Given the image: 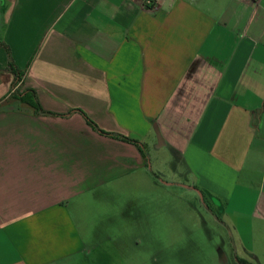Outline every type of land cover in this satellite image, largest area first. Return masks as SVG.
<instances>
[{
	"label": "crops",
	"instance_id": "obj_1",
	"mask_svg": "<svg viewBox=\"0 0 264 264\" xmlns=\"http://www.w3.org/2000/svg\"><path fill=\"white\" fill-rule=\"evenodd\" d=\"M199 192L264 264V0H0V264H150Z\"/></svg>",
	"mask_w": 264,
	"mask_h": 264
},
{
	"label": "rangeland",
	"instance_id": "obj_2",
	"mask_svg": "<svg viewBox=\"0 0 264 264\" xmlns=\"http://www.w3.org/2000/svg\"><path fill=\"white\" fill-rule=\"evenodd\" d=\"M162 197L166 202L165 224H150V239L135 246V252L153 257L150 264H212L217 255L223 260V239L230 235L223 227L221 213L207 211L201 205V195L200 202L169 193Z\"/></svg>",
	"mask_w": 264,
	"mask_h": 264
},
{
	"label": "trees",
	"instance_id": "obj_3",
	"mask_svg": "<svg viewBox=\"0 0 264 264\" xmlns=\"http://www.w3.org/2000/svg\"><path fill=\"white\" fill-rule=\"evenodd\" d=\"M7 52H8V56H9V68L15 73L16 75V81L14 82V88L18 85V83L20 82V79L22 77V71H20L16 65L14 64V61L11 57V53L10 50L8 48V46H6ZM15 91V90H14ZM30 94H32L34 97V99H30ZM16 97L22 101L23 103L29 104L31 105L35 110L39 111V112H43L42 108L40 107L39 103H38V99H37V95L36 92L33 89H26L24 92L20 93V92H16ZM90 123L93 125V127L102 132L98 126L96 124H94L92 121H90ZM104 133V132H103Z\"/></svg>",
	"mask_w": 264,
	"mask_h": 264
},
{
	"label": "built area",
	"instance_id": "obj_4",
	"mask_svg": "<svg viewBox=\"0 0 264 264\" xmlns=\"http://www.w3.org/2000/svg\"><path fill=\"white\" fill-rule=\"evenodd\" d=\"M254 2L258 3L260 0H253Z\"/></svg>",
	"mask_w": 264,
	"mask_h": 264
},
{
	"label": "water",
	"instance_id": "obj_5",
	"mask_svg": "<svg viewBox=\"0 0 264 264\" xmlns=\"http://www.w3.org/2000/svg\"><path fill=\"white\" fill-rule=\"evenodd\" d=\"M199 194L201 195V193L199 192ZM202 196V195H201Z\"/></svg>",
	"mask_w": 264,
	"mask_h": 264
}]
</instances>
